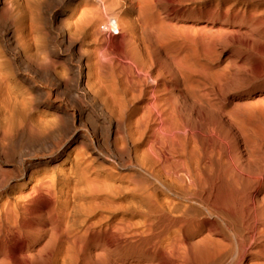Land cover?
<instances>
[{"label":"bare ground","instance_id":"1","mask_svg":"<svg viewBox=\"0 0 264 264\" xmlns=\"http://www.w3.org/2000/svg\"><path fill=\"white\" fill-rule=\"evenodd\" d=\"M164 1L0 0V264H264V95L207 60L264 0Z\"/></svg>","mask_w":264,"mask_h":264},{"label":"rangeland","instance_id":"2","mask_svg":"<svg viewBox=\"0 0 264 264\" xmlns=\"http://www.w3.org/2000/svg\"><path fill=\"white\" fill-rule=\"evenodd\" d=\"M169 1L165 0L162 4L163 6L168 4L164 7L174 8L179 28L201 25V14L207 12L205 6L197 0ZM251 32L250 26L246 23H229L208 54L210 73L218 72L225 75L228 80V85L224 89L228 101L224 103L226 112L232 110L234 103L238 105L244 103V100L238 99L240 95L253 94L257 98L264 95V39L254 40ZM239 110L243 111V108Z\"/></svg>","mask_w":264,"mask_h":264}]
</instances>
